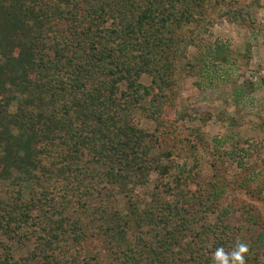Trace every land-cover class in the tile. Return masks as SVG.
I'll return each mask as SVG.
<instances>
[{
	"label": "trees",
	"instance_id": "trees-1",
	"mask_svg": "<svg viewBox=\"0 0 264 264\" xmlns=\"http://www.w3.org/2000/svg\"><path fill=\"white\" fill-rule=\"evenodd\" d=\"M214 8L220 20L252 29L261 5L0 0V264H219L218 250L238 264L232 254L239 244L244 264H264L240 238V226L208 220L226 183L218 178L191 190L196 172L177 169L172 158L195 161L204 142L208 119L182 137L169 125L184 118L177 81L200 69L187 48L202 43ZM228 47L215 40L202 66L234 65ZM253 88L242 82L235 101ZM137 109L155 121L153 131L133 122ZM257 126L264 129V114ZM148 184V199L138 201L134 189ZM88 232L102 251L84 248Z\"/></svg>",
	"mask_w": 264,
	"mask_h": 264
},
{
	"label": "rangeland",
	"instance_id": "rangeland-1",
	"mask_svg": "<svg viewBox=\"0 0 264 264\" xmlns=\"http://www.w3.org/2000/svg\"><path fill=\"white\" fill-rule=\"evenodd\" d=\"M240 1L247 4L252 0ZM260 5L252 29H245L225 19L220 20L216 8L210 11L209 20L213 24L203 35L202 43L187 48L188 58L196 59L201 67L192 74H180L177 81L178 108L184 112V118L170 121L169 126L173 135L182 137L191 125L208 119L202 125L204 142L197 145L196 160L174 153L172 158L175 167H181L191 175L196 172L194 183L189 184L191 190L199 186L208 188L210 181L218 178L226 183L221 206L217 213L208 216V220L214 222L219 216L225 222L240 226V238L250 246L252 253L257 251L264 259V130L257 126L258 114H264V0H260ZM247 30L254 32L248 36ZM215 40L229 46L234 65L228 66L220 61L217 63L220 70H216L212 64L210 68L202 66L207 47ZM247 43H252L250 48L253 47L248 62L243 57ZM141 80L148 83L149 77L143 75ZM248 81L257 83V86L254 85L253 90L245 96L238 94L242 100L235 101V90L242 82ZM166 92L171 96L170 92ZM10 109H15L14 103ZM167 115L173 119L177 115L175 108L167 107ZM133 122L148 131H153L155 127V121L143 109L134 111ZM177 169L173 172H178ZM154 175L152 173L149 176L150 180H153ZM4 185L0 189H4ZM150 188L151 184L139 185L133 195L142 202L148 199ZM105 191L102 190L103 193ZM102 197L111 198L106 195ZM115 197L124 201L119 193ZM238 202L245 207L237 211L231 209L236 208ZM95 203L101 201L95 197ZM120 205L126 211L125 206ZM88 234L90 236V232ZM101 246L100 241L93 236L84 242V248L89 254L102 251Z\"/></svg>",
	"mask_w": 264,
	"mask_h": 264
},
{
	"label": "clouds",
	"instance_id": "clouds-1",
	"mask_svg": "<svg viewBox=\"0 0 264 264\" xmlns=\"http://www.w3.org/2000/svg\"><path fill=\"white\" fill-rule=\"evenodd\" d=\"M245 251L246 246L243 244H239L237 247V251L232 254L234 261L238 262V264H244L242 253H244ZM215 259L219 262V264H228L227 257L222 250H218L215 253Z\"/></svg>",
	"mask_w": 264,
	"mask_h": 264
},
{
	"label": "crops",
	"instance_id": "crops-1",
	"mask_svg": "<svg viewBox=\"0 0 264 264\" xmlns=\"http://www.w3.org/2000/svg\"><path fill=\"white\" fill-rule=\"evenodd\" d=\"M251 48H253V47H251ZM263 83H264V82H263ZM254 85L257 86V83H255ZM245 99H246V98H244L243 100H245ZM260 128H262V127H260ZM262 129H263V128H262ZM263 130H264V129H263Z\"/></svg>",
	"mask_w": 264,
	"mask_h": 264
}]
</instances>
